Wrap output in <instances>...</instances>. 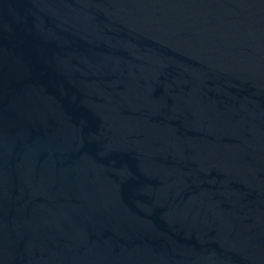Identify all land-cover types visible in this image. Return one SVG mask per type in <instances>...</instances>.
Returning a JSON list of instances; mask_svg holds the SVG:
<instances>
[{
    "label": "water",
    "instance_id": "obj_1",
    "mask_svg": "<svg viewBox=\"0 0 264 264\" xmlns=\"http://www.w3.org/2000/svg\"><path fill=\"white\" fill-rule=\"evenodd\" d=\"M0 264H264V0H0Z\"/></svg>",
    "mask_w": 264,
    "mask_h": 264
}]
</instances>
